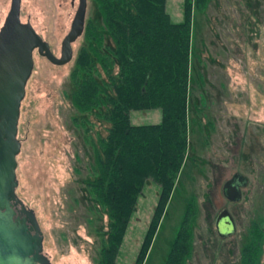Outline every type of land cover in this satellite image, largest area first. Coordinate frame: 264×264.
<instances>
[{
	"label": "rangeland",
	"instance_id": "obj_1",
	"mask_svg": "<svg viewBox=\"0 0 264 264\" xmlns=\"http://www.w3.org/2000/svg\"><path fill=\"white\" fill-rule=\"evenodd\" d=\"M71 3H73L71 5ZM182 0H166L171 22L179 23ZM77 0H21L20 20L29 22L58 57ZM9 0H0V26ZM92 5L86 0L85 20ZM188 96V147L173 191L143 264H164L188 203L193 200L190 255L184 264H239L252 224L264 225V0H209L192 21ZM105 43L112 48L107 40ZM72 60L53 66L33 53V68L20 104L15 176L18 199L31 209L50 264H96L106 216L84 193L92 163L85 127L68 100ZM191 78V79H190ZM159 112H131L132 125L157 124ZM89 136L105 135L90 116ZM233 174L247 179L236 204L221 194ZM157 187L139 194L116 261L133 264L156 203ZM230 214L233 236L217 238L214 218ZM264 234V226L262 228ZM263 248V247H262ZM263 258V257H262ZM262 259H259V264Z\"/></svg>",
	"mask_w": 264,
	"mask_h": 264
},
{
	"label": "trees",
	"instance_id": "obj_2",
	"mask_svg": "<svg viewBox=\"0 0 264 264\" xmlns=\"http://www.w3.org/2000/svg\"><path fill=\"white\" fill-rule=\"evenodd\" d=\"M90 1L92 13L68 76V100L79 118L72 121L85 127L92 152L84 193L107 220L96 264H118L137 198L151 182L157 187L156 203L133 263L143 264L185 160L191 25L209 0H182L179 23L171 22L166 0ZM155 110L157 124H131V112ZM90 116L105 125V135L95 141L87 129ZM193 216L191 200L164 264H184L189 257ZM263 226L251 225L239 264H259Z\"/></svg>",
	"mask_w": 264,
	"mask_h": 264
},
{
	"label": "water",
	"instance_id": "obj_3",
	"mask_svg": "<svg viewBox=\"0 0 264 264\" xmlns=\"http://www.w3.org/2000/svg\"><path fill=\"white\" fill-rule=\"evenodd\" d=\"M21 0H9L8 11L0 26V264H50L43 254V236L33 211L15 194L16 156L20 143L16 138L20 104L33 68V53L53 66H64L73 57L71 45L82 36L86 0H77L68 32L62 38L55 57L48 44L29 22L20 20ZM244 176L234 174L221 188L230 203L240 200ZM215 234L220 239L234 235V222L226 209L214 219ZM264 264V254L262 263Z\"/></svg>",
	"mask_w": 264,
	"mask_h": 264
},
{
	"label": "flooded vegetation",
	"instance_id": "obj_4",
	"mask_svg": "<svg viewBox=\"0 0 264 264\" xmlns=\"http://www.w3.org/2000/svg\"><path fill=\"white\" fill-rule=\"evenodd\" d=\"M73 3H71V5H72ZM77 5V4H76ZM76 9V8H75ZM22 22V21H21ZM234 175V174H233ZM240 175V174H239ZM231 178V177H230ZM229 178V179H230ZM247 180V179H246ZM246 185H247V183H246ZM246 187V186H245ZM245 187H243V188H240V196H241V191L245 188ZM222 194V193H221ZM222 197H223V195H222ZM224 198V200L226 201V203L227 204H236V203H238V202H236V203H230V202H228L227 200H226V198L225 197H223ZM223 210V209H222ZM217 216V215H216ZM215 219V218H214ZM218 238V237H217ZM220 239V238H219ZM227 239V238H226Z\"/></svg>",
	"mask_w": 264,
	"mask_h": 264
}]
</instances>
